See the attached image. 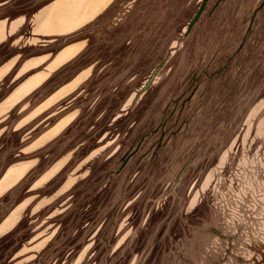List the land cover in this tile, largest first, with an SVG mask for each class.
<instances>
[{
    "label": "rangeland",
    "instance_id": "374dc122",
    "mask_svg": "<svg viewBox=\"0 0 264 264\" xmlns=\"http://www.w3.org/2000/svg\"><path fill=\"white\" fill-rule=\"evenodd\" d=\"M19 34L0 64L48 51ZM70 43L39 88L16 90L45 64L0 82V193L35 164L0 196V264H264V0H112Z\"/></svg>",
    "mask_w": 264,
    "mask_h": 264
},
{
    "label": "crops",
    "instance_id": "0c3cea01",
    "mask_svg": "<svg viewBox=\"0 0 264 264\" xmlns=\"http://www.w3.org/2000/svg\"><path fill=\"white\" fill-rule=\"evenodd\" d=\"M111 1L112 0H47L41 6L36 8L31 14L23 12L14 16H10V14L4 15L2 18H0V45L8 40H11L13 43L15 42V40L17 43L22 42V34H19V36L15 39H13V37L21 32V29L23 27L28 26L31 33V36H29V44L35 45L39 48L45 47L48 49V51L44 54L32 58H23L22 53H17L8 61L0 64V82L8 77L17 66L19 68L25 67V71H27L28 69L45 64L46 67L44 69L33 73L25 82H23L18 88H16V90L35 78H39L41 81L34 89H32V91L42 86L50 78V76L53 75L54 72H56L63 64L73 59L83 49V46L77 45V43H70L58 49L56 52H53V50H49L50 46L58 41L60 37L75 33L85 25L95 20L108 8ZM9 2L10 0L0 1V11L4 12L10 9V6L7 5L9 4ZM84 5H88L86 11L84 9ZM85 12L87 13L84 14ZM24 45H26V41ZM73 53L76 54L73 55ZM69 54L71 56L64 63L59 64L60 58ZM70 87L71 86H69V84L64 85L62 88H66L64 92L66 90L67 92L62 95V97H58L53 102L45 105L41 112L49 109L60 99L67 96L76 89L75 88L73 89V91H69ZM18 97L22 98L23 94H19ZM46 101L47 99L44 100L42 104H44ZM34 165L35 164L10 165L7 168L6 172L3 174V176L5 175L4 178L2 176L3 179L11 175L10 169L17 171L24 170V172L22 175L20 174L21 177L19 175L13 180L16 181L20 177L12 186L7 188V190L20 182L33 169ZM63 165L64 163H61L51 167L45 174L35 180L32 188L34 186V188H37V183L40 180H42L41 182L44 183L49 181L55 174L59 172ZM7 190L0 193V196ZM14 224L15 221L8 223L3 233L11 230Z\"/></svg>",
    "mask_w": 264,
    "mask_h": 264
}]
</instances>
